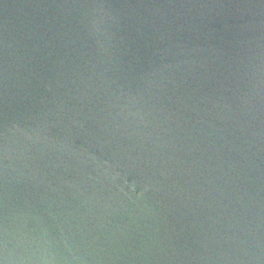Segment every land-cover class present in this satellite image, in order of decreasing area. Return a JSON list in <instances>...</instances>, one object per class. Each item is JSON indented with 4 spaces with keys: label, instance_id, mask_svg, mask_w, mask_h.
<instances>
[{
    "label": "water",
    "instance_id": "1",
    "mask_svg": "<svg viewBox=\"0 0 264 264\" xmlns=\"http://www.w3.org/2000/svg\"><path fill=\"white\" fill-rule=\"evenodd\" d=\"M0 264H264V0H0Z\"/></svg>",
    "mask_w": 264,
    "mask_h": 264
}]
</instances>
